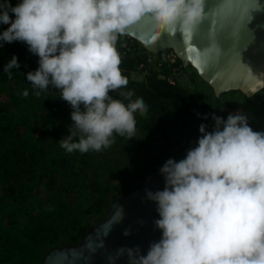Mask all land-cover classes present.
I'll return each instance as SVG.
<instances>
[{
	"label": "clouds",
	"instance_id": "9594fccd",
	"mask_svg": "<svg viewBox=\"0 0 264 264\" xmlns=\"http://www.w3.org/2000/svg\"><path fill=\"white\" fill-rule=\"evenodd\" d=\"M204 7L205 0H22L15 7L5 0L0 24L10 27L0 41L27 44L39 57L27 81L34 90L54 86L73 109L70 135L60 146L68 153L99 152L114 143L113 133L131 140L134 114L147 112L142 98L132 99L133 91L120 93L127 105L109 95L128 85L119 67L118 38L145 17L151 23L149 44L163 33L193 36L207 18ZM19 67L13 56L4 73L11 79ZM212 119L215 130L207 133L202 124L198 146L186 158L169 159L160 169L164 190L147 193L157 204L159 242L146 256L139 248L118 249L108 264L125 254L129 264H264V132L253 131L245 114ZM116 217L114 223L122 209Z\"/></svg>",
	"mask_w": 264,
	"mask_h": 264
},
{
	"label": "rangeland",
	"instance_id": "374dc122",
	"mask_svg": "<svg viewBox=\"0 0 264 264\" xmlns=\"http://www.w3.org/2000/svg\"><path fill=\"white\" fill-rule=\"evenodd\" d=\"M9 4L15 7L12 2ZM9 14L13 15L10 11ZM6 30L4 24L3 28L0 27V34ZM15 42L17 41L8 44L0 41V45H2L0 46V62L6 54L10 53V49L16 45L14 44ZM117 47L123 49L129 56L138 57L140 63L129 72L121 70L122 75L128 79V85L126 88H121L116 92H110L109 95L114 99L126 100L120 93L127 91H133L134 96L132 99H137L140 92L138 86L145 82L146 77L156 75L170 85H177L186 90L192 96L194 104L209 107L212 114L218 115L224 121L227 120L229 114L241 113L245 114L248 120L254 117L257 121L264 122V90L250 98L238 91L224 93L217 98L213 90L189 64L179 59L175 60L174 63L168 60L170 50L151 54L138 42L123 35L118 38ZM16 89L14 84L0 87V184L4 191V197L0 200V217H3V223L6 228L9 227L10 223L8 218L10 213L8 211L18 206V202L4 204L9 190L8 183L11 184L10 188L13 189V192L29 195L28 201L30 203L45 202L50 198H54L57 202H65V206L71 216L64 221V224L67 226L75 224L77 227H83L77 237L76 232H73L72 236L65 233L64 229H69L67 227L56 229L55 240L51 248L79 240L89 226L105 213L112 199L129 193L138 187L146 177L152 176L160 180L162 184L161 191L164 190L165 179L160 169L165 164L153 165L150 162L152 155L162 148L163 142L159 137L158 128L149 121L146 113L143 115L140 113L134 114L136 127L131 140L127 135L120 136L113 133L114 143L108 148L99 152L93 150L89 152L88 166L83 169L78 177L85 176L86 179H80L79 182L87 181L85 187L90 186L91 188L78 189L76 192L60 191V169L53 170L37 179L28 176L21 177L22 180L19 181H16L17 179H4L8 176H13L16 171L14 167L15 159L11 157L10 149L18 147L20 140L18 141L17 139L27 137L23 136L25 133L20 131L19 128L16 132L15 130L14 132L10 131L11 124L7 120L12 119L13 122L21 120V123H24V130L25 127L30 128V124L32 125L34 121L32 114L37 107L36 102L38 100L29 101L30 106L19 102L15 103L14 101L10 103L8 96L15 93ZM195 107H198V112L193 116L172 113L168 107H161L162 116L168 131L167 134L173 143L172 147L178 146V151L181 149L183 155L198 146L196 133L206 121V117L200 114L201 109L199 106ZM72 125L73 121L67 120L55 125L54 130H50L51 127H49L47 128L49 131L42 132L41 129L38 130L39 128H37L34 138L41 142V144L39 142L38 144L44 146H38V152L45 150L46 153L51 155L67 152L60 146L59 141L70 135L69 128ZM4 128L5 131L3 130ZM251 128L256 132H264V128ZM195 130V136H193ZM189 131L192 133L187 136ZM179 159L178 156L174 161L178 162L177 160ZM104 189H107L105 195ZM159 218V214L156 211L155 220ZM76 221H78L77 224ZM155 231L159 239H161L162 232L156 227ZM43 236L45 234L41 232L37 234L35 240H31L29 244L25 245L26 248L22 252L24 261L22 262L18 259V264H38L40 262L46 251L51 249H48L47 239H41ZM37 239L41 240L39 244L35 245L34 243L38 242ZM17 245L13 242V237L9 238L8 241L7 238L0 240V250L3 251V254L0 255V264H12V262L17 261V258L10 261L6 258V250L17 247ZM36 257L37 260L32 259Z\"/></svg>",
	"mask_w": 264,
	"mask_h": 264
},
{
	"label": "water",
	"instance_id": "95a60500",
	"mask_svg": "<svg viewBox=\"0 0 264 264\" xmlns=\"http://www.w3.org/2000/svg\"><path fill=\"white\" fill-rule=\"evenodd\" d=\"M7 2L17 6L22 0ZM3 3L5 0H0ZM204 12L207 18L193 36L163 33L149 44L148 17L130 25L123 36L151 54L172 51L197 72L217 98L232 91L250 98L264 90V0H205ZM205 49L209 53H203ZM161 190L160 180L146 177L129 193L112 199L105 213L79 240L51 248L38 264H108V257H114L121 248H139L140 255L146 256L150 246L160 240L154 224L157 204L148 199L147 193ZM3 197L0 184V200ZM121 209L122 217L114 223ZM126 231L128 236L124 235ZM115 264H129L127 254Z\"/></svg>",
	"mask_w": 264,
	"mask_h": 264
},
{
	"label": "trees",
	"instance_id": "16d2710c",
	"mask_svg": "<svg viewBox=\"0 0 264 264\" xmlns=\"http://www.w3.org/2000/svg\"><path fill=\"white\" fill-rule=\"evenodd\" d=\"M0 27L3 28L4 24H0ZM14 44L16 45L10 49V53L6 54L0 62V87L12 84L16 86L17 91L8 96L10 103L14 101L15 103L19 102L30 106L29 101L33 99L38 100L36 102L37 107L32 114L34 121L32 125L30 124V128L25 127L24 130V123L22 124L21 120H16L15 122H13L12 119L7 120L10 122L9 124H11L10 131L14 132L15 130L16 132L19 128L20 131L25 133L23 136L27 137L24 139H17L18 141L20 140L18 142V147L10 149L9 153L11 152V157L15 159L14 167L16 171L13 176H8L4 179H17L16 181H19L22 180L21 177L23 176L37 179L53 170L60 169V191L76 192L78 189L89 188L90 186L85 187L87 181L79 182L80 179H86V177L82 176L79 178L78 176H80L83 169L88 166L90 159L89 152L92 150L86 153H81L79 151H74L72 153L60 152L57 155L56 153L54 155L46 153L45 150L38 152L37 147L43 145H40L41 142L34 138V133L37 128H39L38 130L41 129L42 132L49 131L47 130L49 127H51L50 130H54V126L58 123L71 120L73 109L66 101L60 98V90L52 85H49V87L43 91L33 89L30 82L27 81V74L29 72L34 73L39 68V57L31 53L28 45L24 42L17 41ZM117 51L121 58L119 67L123 72H129L140 63L138 57L129 56L120 47H117ZM13 56L18 58L20 67L19 69H13L11 79H9L8 74L4 73V67L10 62ZM138 88L140 92L137 98H142L147 105L146 114L148 119L158 128L159 137L163 142L162 148L158 149L151 157L150 162L153 165L165 164L169 159L176 160L178 156L180 159L177 161L179 162L186 158L188 153L183 155L181 149L178 151V146L175 148L172 147L173 143L169 139L167 127L165 126V121L162 116V106L168 107L172 113L186 116L197 114L198 107L195 106H199L201 109L200 114L206 117L204 123V125H206L205 131L211 133L215 130L216 125L212 117L218 115L212 114L211 109L205 105L194 104L192 96L177 85H170L168 82L159 79L156 75H151L146 77L145 82L139 85ZM25 90L29 93L27 97L23 96ZM36 91H40V95L37 96L35 94ZM122 102L127 105L128 100ZM81 111H84L82 105ZM248 125L250 127L264 128V122L257 121L254 117L248 120ZM3 130L5 131V128ZM195 132L196 130L193 136H195ZM191 133L192 132L189 131L187 136L191 135ZM196 134L198 137L197 140H199L202 134L200 131H197ZM38 142L40 144H38ZM8 185L9 190L4 204L8 202H18V206L8 211L10 213H8L9 215L7 214L10 222L9 227L6 228L4 226L3 217H0V240L7 238L8 241L9 238L13 237V242L18 244L17 247L6 250L7 260L10 261L17 258V261L12 262V264H18V259L22 262L24 261L22 252L26 248L25 245L29 244L31 240H35L37 234L41 232L45 234L41 239H47L48 249H50L55 240L56 229L67 227L69 229H64V232L71 236L73 232H76V237L77 234L81 232V229H83V227H77L75 224L72 226L64 224V221L71 216V213L65 206V202H57L54 198H50L45 202L30 203L28 201L29 195L20 192L15 193L13 189L10 188L11 184L8 183ZM103 192L105 195L107 189H104ZM77 222L78 221H76V224ZM37 240L38 242H35V245L40 243V240ZM2 254L3 251L0 250V255ZM32 259L37 260V257Z\"/></svg>",
	"mask_w": 264,
	"mask_h": 264
},
{
	"label": "built area",
	"instance_id": "2783aa9c",
	"mask_svg": "<svg viewBox=\"0 0 264 264\" xmlns=\"http://www.w3.org/2000/svg\"><path fill=\"white\" fill-rule=\"evenodd\" d=\"M9 16H10V19H12V20H14L15 19V17L13 16V15H10L9 14ZM5 27H6V29L8 28V27H10V25H6L5 24ZM168 60H170L171 62H175V60H178V58L175 56V54L171 51L170 52V54L168 55Z\"/></svg>",
	"mask_w": 264,
	"mask_h": 264
}]
</instances>
